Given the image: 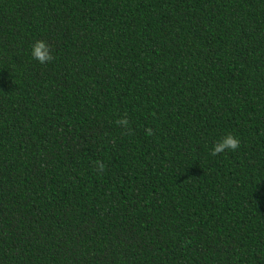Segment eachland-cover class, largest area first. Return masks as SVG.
<instances>
[{
    "label": "trees",
    "instance_id": "1",
    "mask_svg": "<svg viewBox=\"0 0 264 264\" xmlns=\"http://www.w3.org/2000/svg\"><path fill=\"white\" fill-rule=\"evenodd\" d=\"M0 264H264V0H0Z\"/></svg>",
    "mask_w": 264,
    "mask_h": 264
},
{
    "label": "clouds",
    "instance_id": "2",
    "mask_svg": "<svg viewBox=\"0 0 264 264\" xmlns=\"http://www.w3.org/2000/svg\"><path fill=\"white\" fill-rule=\"evenodd\" d=\"M31 55L33 59L37 60L39 63L44 64L46 62H51L54 59V56L51 52V45H49L47 42L43 40L36 41L32 46V52ZM117 125L123 126L124 128L128 129L129 132H131V129L129 126V120L127 118V114L121 119H118L116 121ZM147 134L151 135L152 130L148 129ZM240 147V139L238 137L233 136L231 133H228L222 140L216 142L213 145V148L211 150V155L216 156L219 155L225 150H231L235 151ZM96 164V170L98 173H103L106 166L105 164L97 160L94 162Z\"/></svg>",
    "mask_w": 264,
    "mask_h": 264
}]
</instances>
